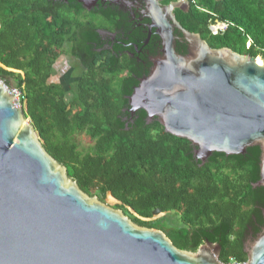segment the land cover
Wrapping results in <instances>:
<instances>
[{
    "label": "trees",
    "instance_id": "16d2710c",
    "mask_svg": "<svg viewBox=\"0 0 264 264\" xmlns=\"http://www.w3.org/2000/svg\"><path fill=\"white\" fill-rule=\"evenodd\" d=\"M189 1L190 10L176 14L185 29L212 48L264 57V0ZM105 16L88 13L77 0H0V79L20 90L21 107L43 146L83 191L101 201L112 193L121 202L115 208L141 226L163 230L180 249L195 251L210 241L221 246V262L246 261L245 242L264 227V187L255 185L260 147L213 152L202 165L187 139L167 133L155 119L146 123L144 110L135 112L134 122L124 119L138 77L126 64L116 68L110 60L97 67L93 54L77 53L95 34L79 29L83 20L95 27ZM216 20L229 23L225 32L212 33ZM73 42L71 53L85 70L77 81L62 77L63 85L52 80L54 67L65 43ZM186 50L177 41L176 51ZM122 69L128 73L118 79ZM70 81L73 88H67ZM81 133L93 141L87 148L76 140ZM156 208L167 216L146 220Z\"/></svg>",
    "mask_w": 264,
    "mask_h": 264
},
{
    "label": "water",
    "instance_id": "95a60500",
    "mask_svg": "<svg viewBox=\"0 0 264 264\" xmlns=\"http://www.w3.org/2000/svg\"><path fill=\"white\" fill-rule=\"evenodd\" d=\"M144 1L161 50L127 97L129 111L142 109L167 133L187 139L201 162L213 152L259 146L255 185L264 187V57L212 48L185 29L174 10L188 11L189 0ZM177 41L186 43V54L176 51ZM245 252L244 264H264V227ZM220 253L210 241L195 251L180 249L163 230L141 226L83 191L0 79V264H222Z\"/></svg>",
    "mask_w": 264,
    "mask_h": 264
},
{
    "label": "flooded vegetation",
    "instance_id": "af4514ba",
    "mask_svg": "<svg viewBox=\"0 0 264 264\" xmlns=\"http://www.w3.org/2000/svg\"><path fill=\"white\" fill-rule=\"evenodd\" d=\"M58 1V0H53ZM69 2V0H65ZM161 6H166L172 1L177 0H158ZM78 3L88 13H94L99 15H106L105 21L96 20L93 22L94 26H90L91 19L83 20L86 23L83 29L86 33L94 32L93 38L85 43L79 45L83 48L79 53L83 58L97 59L96 66L107 65L108 61L112 60L116 68H120L123 64H126L127 69H130L135 77L141 78L149 74L152 68V60L159 55L161 50V40L156 36V30L151 31L148 28L150 20L145 17L144 11L146 10V3L144 0H77ZM191 7V4H190ZM190 7L188 11L190 10ZM180 9H175V15ZM183 11V12H188ZM177 18V17H176ZM178 20V19H177ZM179 21V20H178ZM180 23V21H179ZM181 24V23H180ZM74 28L75 26H71ZM92 30V31H91ZM178 36H181L178 30L175 31ZM142 35V36H141ZM157 37V38H156ZM183 42V41H179ZM73 43H65L64 48L60 51L58 60L62 58L65 67L62 71V76H69L73 80L77 81L80 74L85 67L80 61L79 57L73 55L71 50ZM123 68V67H122ZM127 69H122L117 72L118 79L125 78L128 73ZM139 73V74H137ZM138 75V76H137ZM65 80V79H64ZM138 85V84H137ZM134 85L133 89L137 86ZM125 109L124 112H127ZM130 112V111H129ZM128 113V112H127ZM128 119L130 122H134V113H129ZM146 123H151L153 119L146 118ZM128 126V122L126 123ZM128 128V127H127ZM207 160H205L206 162ZM204 165V162H201ZM264 217V211H262ZM256 217H253L254 220ZM264 219V218H263ZM251 240V235L247 241ZM247 241L245 243H247Z\"/></svg>",
    "mask_w": 264,
    "mask_h": 264
},
{
    "label": "rangeland",
    "instance_id": "374dc122",
    "mask_svg": "<svg viewBox=\"0 0 264 264\" xmlns=\"http://www.w3.org/2000/svg\"><path fill=\"white\" fill-rule=\"evenodd\" d=\"M260 57H263V56H260ZM63 59L64 58H62L61 59V61L60 60H57V62H56V66L54 67V75L52 76V80L54 81V80H56V81H61V83L63 84V85H65V82L61 79L62 77H65V76H62V77H60L62 74V71H63V69L65 68V67H63L64 65H65V63H64V61H63ZM66 77H69V76H66ZM65 77V78H66ZM70 78V77H69ZM73 83H71V81L70 82H68V84H67V88H73ZM14 89H17V88H14ZM17 101V100H16ZM28 120L29 121H31L30 120V118H28ZM76 140H77V142L79 143V145H80V149H82V148H87L88 146H90L92 143H93V141L87 136V134H84V133H81V134H78L77 135V138H76ZM110 197H111V195H110V193H108L107 194V196L105 197V201L107 202V204H109V205H111V206H115V205H119L120 204V202H116V201H110ZM128 208V207H127ZM129 209V208H128ZM129 211H131L132 212V210H130L129 209ZM134 214V213H133ZM173 214V213H172ZM135 215V214H134ZM167 215H165V213L164 214H160V215H158V216H155V217H152V218H150V219H146V220H157V219H164L165 217H166ZM173 220V219H172Z\"/></svg>",
    "mask_w": 264,
    "mask_h": 264
},
{
    "label": "built area",
    "instance_id": "2783aa9c",
    "mask_svg": "<svg viewBox=\"0 0 264 264\" xmlns=\"http://www.w3.org/2000/svg\"><path fill=\"white\" fill-rule=\"evenodd\" d=\"M192 2L194 3L195 1L192 0ZM228 25H229V23H227V22L216 20V22L210 26V29H211L213 34H219V33L225 32ZM10 90H11L12 94L15 96V99L17 100L16 105L20 106L21 105L20 101L22 99L20 90L14 89V88H10ZM221 263L222 264H244V263H246V261H240V260H237V259L231 257V258H229V260H227L225 262H221Z\"/></svg>",
    "mask_w": 264,
    "mask_h": 264
}]
</instances>
